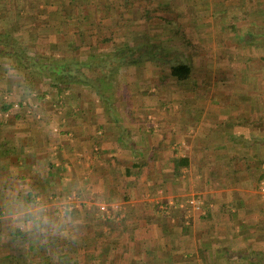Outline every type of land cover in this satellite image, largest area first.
<instances>
[{"label": "crops", "instance_id": "0c3cea01", "mask_svg": "<svg viewBox=\"0 0 264 264\" xmlns=\"http://www.w3.org/2000/svg\"><path fill=\"white\" fill-rule=\"evenodd\" d=\"M4 41L0 58L20 72L35 62L158 58L121 65L106 101L92 88L93 106L85 88L74 93L81 83L66 82L75 95L52 113L58 134L51 113L28 108L23 127L4 107L0 264H264V0H0ZM167 52L173 62L160 59ZM166 66L189 74L159 73ZM152 71L154 82L173 76L177 85L150 87ZM23 190L52 206L70 200L86 225L79 243L40 246L12 229L4 206Z\"/></svg>", "mask_w": 264, "mask_h": 264}, {"label": "rangeland", "instance_id": "374dc122", "mask_svg": "<svg viewBox=\"0 0 264 264\" xmlns=\"http://www.w3.org/2000/svg\"><path fill=\"white\" fill-rule=\"evenodd\" d=\"M168 32L173 33L174 30L168 29ZM7 34H8V32H7ZM123 43H126V45H129L130 42H123ZM172 47H173L172 45H171V47H168L169 50H171L170 53H172V50H173ZM170 53L167 52L166 55L162 56L163 58H161V60L164 63H167L170 59H171L170 62L174 61V56H173L174 54L172 53L173 54L172 55ZM262 61H264V57H262ZM153 64H155V63H153ZM167 68H169V67H167V66L163 67V70L160 71L159 73H161L163 75L166 74V73H168V75L172 74L175 77H178V78L181 77V79L185 78V76H187L189 74L188 71H183L184 68H182V70L179 69V71H177L175 69L170 70L171 73H169V71H165V69H167ZM151 70L152 69L150 68L149 71H151ZM159 73H155L153 71L149 72V76L151 74V76L149 78L153 79L155 77L154 79H156V78L159 77L158 76ZM42 75H44V74H42ZM202 75H203L202 72H196L195 76H196L197 80L195 79L196 81L192 82V84L195 85V83L197 84L198 81H201L202 80ZM114 76H113V88H112L111 94H113L115 92ZM121 76H122L121 77L122 78L121 82H122L124 80L123 74ZM173 76H164L165 80L163 81V84L159 82V79H157L158 81H155V82H154V79H153L152 81H150V87L158 86L157 84H160L158 87H161V88H164V87L167 88L168 87L169 90L172 91L173 88L175 87V85H177V84H175L173 82H169V80H171L173 78ZM91 77H93V76L91 75ZM0 78L3 79V80L7 79L2 72H0ZM19 79L23 81L24 85L20 84V85H17V86L16 85L15 86H10V87H8L9 89L7 88L8 90L5 88V87H7V83L5 84V86L0 85V89L6 90L5 93H4L6 96L4 98H2V99L0 98V113L2 111H4V107L5 106L8 107L10 105L9 106L10 107L9 114L13 116L12 120H14V122L16 120H21L20 122H17V123H18V125H21L23 127L28 125V123L24 119V118H26V115L29 114V113H27L28 111H26L28 108H31V109H33L35 111H38V112L41 111L40 109H42V111H47L48 113H51V116H53L52 117L53 121L50 124V127L53 130V132L57 133V134L62 132L63 128L60 125V121H57V119L55 120L54 119L55 115H53V114L54 113L58 114L59 107L62 106V105L65 106V104H67L66 102H68L67 101L68 97L70 96L71 99L73 100L74 97L72 98V95H75L74 93H76L78 90L81 91L82 88H85V89L82 90V94H86L87 96L88 95L90 96V98H88L89 102L86 103L88 105H86V106H89V105L93 106L92 99H93V96L95 95V92L92 91L93 90L92 86H84V87H82V85H77V88H75V92L73 93V90L71 88L72 92H70L69 95H67V92L69 90V89H67V84L65 82H60V81L55 80L53 75H51L50 73H47L46 76L44 75V77H42L41 74H38V73H33L31 71H22L19 74ZM28 80L32 81V83H33V89L32 90L29 89L28 86H27ZM0 82H1V80H0ZM154 83H156V84H154ZM151 90H152L151 93H153V94H157V93L160 94L159 91L161 89H159V91L157 89H155V90L151 89ZM196 90L197 91H195V92H197L198 94H204V92L206 91L205 89H200V88L196 89ZM165 92H166V94L169 93L167 90H165ZM91 95H93V96H91ZM0 97H3V96H0ZM72 100H70V101H72ZM88 100H86V101H88ZM71 106H72V104H71ZM17 112H20V113H17ZM1 114H3V112ZM21 115H23V118L22 119H18L17 117L20 118ZM262 185H263V183L261 184V187H262ZM261 191H262V189H261Z\"/></svg>", "mask_w": 264, "mask_h": 264}, {"label": "clouds", "instance_id": "9594fccd", "mask_svg": "<svg viewBox=\"0 0 264 264\" xmlns=\"http://www.w3.org/2000/svg\"><path fill=\"white\" fill-rule=\"evenodd\" d=\"M0 72L7 79L17 80L20 68L13 59L5 57L0 59ZM4 208L9 226L35 237L40 246H47L56 237L70 239L75 245L86 228L82 221L74 219L75 209L70 200H62L52 206L31 190L17 191L6 200ZM73 228L75 234L70 232Z\"/></svg>", "mask_w": 264, "mask_h": 264}, {"label": "trees", "instance_id": "16d2710c", "mask_svg": "<svg viewBox=\"0 0 264 264\" xmlns=\"http://www.w3.org/2000/svg\"><path fill=\"white\" fill-rule=\"evenodd\" d=\"M10 41H4L0 42L2 44L9 43ZM3 48L0 47V53H4L2 51ZM133 54L136 53L134 50L132 52ZM138 53V52H137ZM151 53V52H149ZM6 54V53H5ZM153 58H158L156 55L152 56H146L145 54H135V55H129L127 54H119L115 55L112 58H109L108 60L102 59L99 62L96 61H73L71 63H59L54 62L51 64H40L38 62H35L33 69L34 71H31L33 73H43L48 72L55 80L60 82H67V83H81L82 85L86 86H92L94 90H96L97 95L100 97L101 100H105V96L107 94H111L112 88H113V76L119 72V68L123 64H137L141 63L143 60H150L153 61ZM149 58V59H148ZM161 59V58H160ZM156 60V59H155ZM106 61L108 64H112V68L109 71L100 70V64H103ZM119 65V66H118ZM91 75L93 77H91ZM54 84V83H53ZM57 85V84H56ZM55 85V86H56ZM27 86L29 89H33V83L32 81L28 80ZM186 161L185 159H182V162Z\"/></svg>", "mask_w": 264, "mask_h": 264}, {"label": "built area", "instance_id": "2783aa9c", "mask_svg": "<svg viewBox=\"0 0 264 264\" xmlns=\"http://www.w3.org/2000/svg\"><path fill=\"white\" fill-rule=\"evenodd\" d=\"M261 189H262V192L264 193V183H263ZM191 204H193V205L196 206V207H197V206H200V202H199V200H192V201H191ZM102 209H103V210H106L105 207H102Z\"/></svg>", "mask_w": 264, "mask_h": 264}]
</instances>
